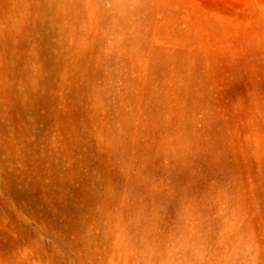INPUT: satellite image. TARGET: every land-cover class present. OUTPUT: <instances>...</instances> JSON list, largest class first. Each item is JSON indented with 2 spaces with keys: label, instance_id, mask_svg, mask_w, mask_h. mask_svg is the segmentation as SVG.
I'll return each mask as SVG.
<instances>
[{
  "label": "rangeland",
  "instance_id": "1",
  "mask_svg": "<svg viewBox=\"0 0 264 264\" xmlns=\"http://www.w3.org/2000/svg\"><path fill=\"white\" fill-rule=\"evenodd\" d=\"M0 264H264V0H0Z\"/></svg>",
  "mask_w": 264,
  "mask_h": 264
}]
</instances>
